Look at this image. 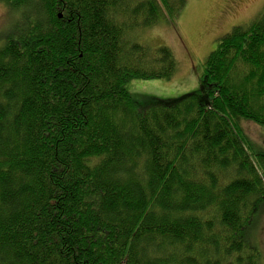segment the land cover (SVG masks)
Masks as SVG:
<instances>
[{"label": "trees", "instance_id": "16d2710c", "mask_svg": "<svg viewBox=\"0 0 264 264\" xmlns=\"http://www.w3.org/2000/svg\"><path fill=\"white\" fill-rule=\"evenodd\" d=\"M0 1L22 16L0 38V264H262L242 123L264 128V13L216 40L196 91L142 104L128 84L179 65L139 32L186 0Z\"/></svg>", "mask_w": 264, "mask_h": 264}, {"label": "rangeland", "instance_id": "374dc122", "mask_svg": "<svg viewBox=\"0 0 264 264\" xmlns=\"http://www.w3.org/2000/svg\"><path fill=\"white\" fill-rule=\"evenodd\" d=\"M9 9L0 1V38L22 21L19 11H14L15 15ZM263 13L264 0H186L174 23L159 21L151 28L142 29L138 37L144 38L143 43L152 48L168 46L179 65L177 72L166 80L134 79L128 89L142 104L146 98L141 96L167 99L196 91L203 62L215 49L216 40L231 27L247 26ZM242 127L249 141L254 145L261 143L264 150V128L250 122L242 123ZM262 214L259 230L254 234L264 264V212Z\"/></svg>", "mask_w": 264, "mask_h": 264}]
</instances>
